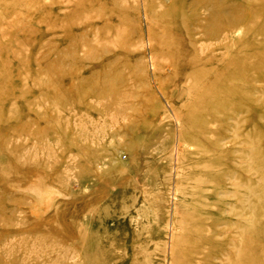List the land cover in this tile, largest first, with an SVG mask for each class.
<instances>
[{
    "label": "rangeland",
    "instance_id": "rangeland-1",
    "mask_svg": "<svg viewBox=\"0 0 264 264\" xmlns=\"http://www.w3.org/2000/svg\"><path fill=\"white\" fill-rule=\"evenodd\" d=\"M0 264H264V0H0Z\"/></svg>",
    "mask_w": 264,
    "mask_h": 264
}]
</instances>
